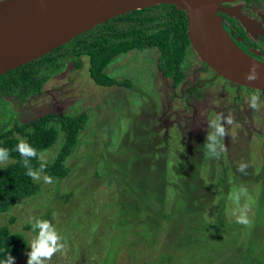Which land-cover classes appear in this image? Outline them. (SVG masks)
<instances>
[{"label": "rangeland", "instance_id": "374dc122", "mask_svg": "<svg viewBox=\"0 0 264 264\" xmlns=\"http://www.w3.org/2000/svg\"><path fill=\"white\" fill-rule=\"evenodd\" d=\"M73 78L71 73L69 79ZM84 88L95 95L89 107L98 108L91 109L96 124L80 132L82 139L66 162L68 176L49 184L40 175L36 180L41 185L40 193L0 215V226H9L28 241L16 264H27L25 253L31 250L28 245L38 234L32 231L35 219L49 220L65 245L64 251L56 253L48 264L264 263V206H259L263 191L258 182L251 185L240 177L222 180L223 187L231 186L226 198H222V190H217L218 196L206 202L200 221L186 218L176 233L173 225L177 218L171 217L172 207L189 209L181 191L189 177L175 183L176 177L155 166L148 152L142 154L147 145L141 141L140 117L133 115L138 127L125 130L124 123L131 115L110 110L106 104L107 115L104 102L108 95L89 83ZM41 102L43 99H38L33 107ZM39 114L44 113L28 109L17 119L25 122ZM5 121L0 118V124ZM57 144L42 153V160L55 157ZM119 179L124 182L119 183ZM201 180L218 188L213 177ZM162 204L166 219L159 217L164 216ZM245 206L250 221L247 226L236 223V216ZM12 218L15 220L10 222Z\"/></svg>", "mask_w": 264, "mask_h": 264}, {"label": "flooded vegetation", "instance_id": "af4514ba", "mask_svg": "<svg viewBox=\"0 0 264 264\" xmlns=\"http://www.w3.org/2000/svg\"><path fill=\"white\" fill-rule=\"evenodd\" d=\"M159 6L130 11L108 20V32L116 30L126 35L135 25L140 26L143 34L134 39H144L112 58L104 70L111 79L108 86L98 85L91 79L89 59L85 55L77 57L80 61L77 66L67 48L53 50L51 53L58 60L59 72L23 103L17 101L19 104L15 105L17 98L8 97L16 118L18 114L24 116L28 109L44 113L18 122L26 124L46 115L60 119H83L77 133L79 142L80 132L96 124L92 112L98 108L96 105L89 107L95 102V95L84 88L89 83L108 95L104 102L106 107L108 104L110 110L125 111L131 115V119L124 123L125 130L138 127L133 115L140 117L139 123L143 124L141 141L147 145H143L142 154L148 152L157 163L155 166L159 165L166 175L199 178L264 176V91L239 86L217 76L192 49L187 36V20L186 42L183 32L175 34L181 28L159 25L161 20L158 19L153 24H142L145 18L161 17L157 15L165 10ZM167 11L172 12L170 9ZM130 13L136 16L135 22L129 20ZM217 15L233 43L248 56L264 63V0L224 2L220 4ZM151 33L157 34L162 42L149 39L148 34ZM109 34V39L123 45ZM125 39L122 42H126ZM71 73H74L73 79H69ZM253 95L259 97V111L249 107V98ZM38 99H43V102L33 107ZM105 112L108 115V107ZM230 114L234 124H225L229 135L222 141L226 152L219 159L207 157L204 144L207 132L211 130L209 121ZM14 122L16 119L12 120ZM12 136L21 139L16 132ZM63 138L64 135L60 136L57 143L61 144ZM60 144H57V149ZM241 162L248 164L247 174L237 170Z\"/></svg>", "mask_w": 264, "mask_h": 264}, {"label": "trees", "instance_id": "16d2710c", "mask_svg": "<svg viewBox=\"0 0 264 264\" xmlns=\"http://www.w3.org/2000/svg\"><path fill=\"white\" fill-rule=\"evenodd\" d=\"M159 7L165 10L157 15L161 17L145 18L142 24H153L154 20L158 19L161 20L159 25L181 28V30L175 31V34H182L183 32V40L186 42L187 39L184 34L186 28L185 13L170 5H160ZM167 9H170L172 12L169 13ZM172 15H174L173 19ZM130 17L131 19L129 20L131 22L137 20L136 16H133V13H130ZM108 28L107 21L59 47H65L69 50L68 54L72 57L71 60H73L77 66L80 64L79 59H77L78 56L85 55L88 57L89 76L96 84L102 86H108V84L111 83V79L104 73V70L111 62L112 58L118 54L125 53L139 42L144 41V39H134L143 34L142 31H140V26L135 27V25H132L126 35L118 33L116 30H109L112 37L117 40L119 39L123 45L108 38L110 35ZM168 33L169 32H166V34ZM148 36L149 39L154 42H162V39L157 36V34L151 33L148 34ZM123 39H125L126 42H122ZM55 51H57V49ZM57 64L58 60L54 59L52 53H49L0 76V118L6 119L5 122L0 124V148L9 149L11 153L8 163L0 165V215L8 213L15 205L37 196L41 191L40 183L26 175L27 170L22 164L23 158L18 152L13 150L20 140H25L37 150L38 154H42L44 151L53 147L60 136L63 137L64 135L62 143L58 147L54 158L49 161L32 159L30 163L34 169H38L42 162H46L44 171L40 175L43 177L47 175L52 178V181L64 179L70 172L66 162L77 147V133L83 125V119H60L54 115H46L27 122L26 124H20L16 118V113L12 104L8 101V97H16L17 100L14 104L18 105L19 102H25L29 95L39 92L43 84L54 74L59 72L60 68H58ZM14 119H16V122L12 123ZM14 132L18 133L21 139L12 136ZM180 178L185 179L188 177L177 176L174 182L177 183ZM201 179L203 178L192 176L181 185V191L186 197L189 209H187L186 206L172 207L171 217L174 216L177 218L173 225L176 233L180 229V225L184 219L194 218V220L197 219L200 221L202 218L201 215L206 210V202L218 196L217 190H222L221 196L225 199L228 193L227 191L231 189V186L223 187L221 181L225 180L227 182L229 179L233 178H215L219 184L217 189L211 185L207 186L205 181ZM242 180L244 183L248 182L251 185H253L254 182H258V184L261 185L263 192L259 198V206L262 208L264 206V176L257 177V179L242 178ZM123 182V179H119V183ZM171 201L174 203L172 193ZM222 202L223 201L220 199V204H222ZM260 208L258 207V209ZM167 209H169L170 212L171 206L169 204H167ZM135 212H137V210ZM161 212L164 216L160 215L159 217L166 219L167 215L163 204L161 205ZM169 212H167V214ZM155 214L156 212L154 211L152 215ZM14 220L15 219L12 218L10 222ZM27 244L28 241L24 238L23 234L12 232L7 225L0 226V260H2L7 253H11L17 260L26 249Z\"/></svg>", "mask_w": 264, "mask_h": 264}, {"label": "water", "instance_id": "95a60500", "mask_svg": "<svg viewBox=\"0 0 264 264\" xmlns=\"http://www.w3.org/2000/svg\"><path fill=\"white\" fill-rule=\"evenodd\" d=\"M232 0H2L0 76L67 44L130 11L172 5L183 11L187 36L198 58L230 83L264 91V63L242 52L223 29L217 11ZM259 65L260 79L245 76Z\"/></svg>", "mask_w": 264, "mask_h": 264}, {"label": "clouds", "instance_id": "9594fccd", "mask_svg": "<svg viewBox=\"0 0 264 264\" xmlns=\"http://www.w3.org/2000/svg\"><path fill=\"white\" fill-rule=\"evenodd\" d=\"M259 65L253 64L249 70V73L245 76V79L249 83L256 82L260 79L258 72ZM249 107L255 111L260 109L259 97L253 95L249 98ZM225 124L231 126L234 124V119L231 114L227 117L222 115L217 116L216 119L209 121L210 131L207 132L206 142L204 144L205 155L207 157L219 159L221 154L226 152V146L222 143L223 139L229 135L228 128ZM18 152L22 159V164L27 170L26 175L31 177L34 181L40 179V174L44 171L45 163L42 162L38 169H34L30 163L32 159H43L42 154H38L37 150L34 149L25 140L20 142L13 149ZM10 150L6 148H0V165L7 164L10 159ZM248 164L241 162L238 166V171L244 174ZM45 183H52V178L45 175L43 177ZM242 191H245L242 189ZM248 209L243 207L240 209L239 214L236 216V223L247 226L250 221L247 216ZM38 230V231H37ZM32 231L38 234L31 240L28 247L31 249L26 252L25 255L28 257L27 264H48L52 260V257L58 253L63 252L65 245L61 242L62 237L58 234L56 228L52 225L49 220L35 219L32 224ZM0 264H16V258L7 253Z\"/></svg>", "mask_w": 264, "mask_h": 264}]
</instances>
